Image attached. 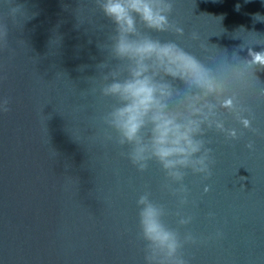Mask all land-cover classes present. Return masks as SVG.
I'll return each instance as SVG.
<instances>
[{
	"label": "water",
	"instance_id": "water-1",
	"mask_svg": "<svg viewBox=\"0 0 264 264\" xmlns=\"http://www.w3.org/2000/svg\"><path fill=\"white\" fill-rule=\"evenodd\" d=\"M27 6L37 14L22 29L10 25L0 47V95L9 99L8 111L0 112V264H144L138 195L150 190L173 227L177 203L160 188L165 177L157 162L141 172L120 146L104 140L101 117L115 101L90 88L107 57L98 42L108 43L112 23L93 0H28ZM77 17L84 22L79 27ZM170 18L185 34L155 35L202 59L208 53L201 42L229 59L264 47L244 43L264 42V0H176ZM255 75L264 86V67L256 66ZM246 102L252 127L264 133V97L255 86ZM207 135L215 164L207 179L185 178L189 203L181 211L193 219L180 231L199 240L183 253L191 264H264V135L247 129L236 140ZM249 139L253 150L245 147Z\"/></svg>",
	"mask_w": 264,
	"mask_h": 264
},
{
	"label": "clouds",
	"instance_id": "clouds-1",
	"mask_svg": "<svg viewBox=\"0 0 264 264\" xmlns=\"http://www.w3.org/2000/svg\"><path fill=\"white\" fill-rule=\"evenodd\" d=\"M27 2L0 0V47L7 42L10 25L22 29L24 22L37 14L29 10ZM93 2L112 23L108 43L98 42L99 48L107 50V57L96 65L98 75L94 77L98 79L90 88L115 101L101 117L106 125L104 140L120 146V155L141 172L150 161L157 162L165 177L160 188L177 203L178 220L173 227L166 220L169 210L152 198L150 190L146 188L138 195L137 236L144 242V264H191L183 248L199 238L190 230L180 231V226L193 219L181 211L189 203L185 178L189 174H199L203 179L212 175L215 158L209 131L223 134L226 140L238 139L245 129L264 135L252 127L253 107L246 102L254 86L256 95L264 97V86L255 75L256 66L264 67V47H249L244 58L233 52L229 59L226 51L201 42L199 46L208 53L202 59L175 39L155 35L185 34V28L170 18L176 0ZM82 23L83 19L77 17L76 27ZM188 36L199 40L196 31ZM59 39L57 36L51 43L57 44ZM244 43L264 44L259 39ZM80 67L83 70L87 65ZM177 81L184 87H177ZM8 108L9 99L0 95V112ZM245 147L253 150L254 141L249 139ZM209 187L205 184L204 192ZM216 235H221L219 230Z\"/></svg>",
	"mask_w": 264,
	"mask_h": 264
}]
</instances>
